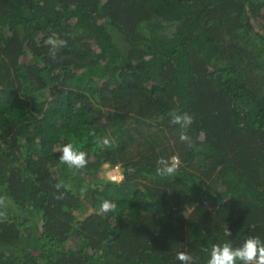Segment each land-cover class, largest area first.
Returning <instances> with one entry per match:
<instances>
[{
  "label": "trees",
  "instance_id": "1",
  "mask_svg": "<svg viewBox=\"0 0 264 264\" xmlns=\"http://www.w3.org/2000/svg\"><path fill=\"white\" fill-rule=\"evenodd\" d=\"M69 141L86 168L59 162ZM0 196V264H207L264 240V0H0Z\"/></svg>",
  "mask_w": 264,
  "mask_h": 264
},
{
  "label": "clouds",
  "instance_id": "2",
  "mask_svg": "<svg viewBox=\"0 0 264 264\" xmlns=\"http://www.w3.org/2000/svg\"><path fill=\"white\" fill-rule=\"evenodd\" d=\"M50 54L55 55L54 51L50 49ZM170 123L179 129V139L186 143L189 147L195 146L193 137L189 134V129L194 123V116L188 112L173 111L169 114ZM98 145L107 148L110 146L108 137L96 138ZM59 152V162L66 164L69 169H83L86 168L90 162L89 155L86 151L78 148L72 141L64 143L59 147L53 149ZM156 174L160 177H172L177 174L181 167V161L177 156L169 158L161 157L157 161ZM58 190L65 188L62 183L55 186ZM82 194L85 191L81 190ZM64 193H59L57 198H63ZM0 218H7L8 215V201L4 196H0ZM117 205L111 200H104L100 205L101 213H109L116 209ZM224 236L231 237L232 233L228 226L224 229ZM209 254L207 264H264V240L258 236H250L245 242L239 246H234L230 239H225L221 243L213 244L211 249H205ZM176 259L180 264H196V258L188 251L181 250L176 254Z\"/></svg>",
  "mask_w": 264,
  "mask_h": 264
},
{
  "label": "built area",
  "instance_id": "3",
  "mask_svg": "<svg viewBox=\"0 0 264 264\" xmlns=\"http://www.w3.org/2000/svg\"><path fill=\"white\" fill-rule=\"evenodd\" d=\"M106 174L109 179L121 180L123 178V173L121 171L120 165H106Z\"/></svg>",
  "mask_w": 264,
  "mask_h": 264
},
{
  "label": "rangeland",
  "instance_id": "4",
  "mask_svg": "<svg viewBox=\"0 0 264 264\" xmlns=\"http://www.w3.org/2000/svg\"><path fill=\"white\" fill-rule=\"evenodd\" d=\"M106 164H107V163H106ZM106 164L104 165V169H105L104 173H105V174H103L102 177L108 178V177H107V174H106ZM85 206H86V205H85ZM87 207H88V209H91V206H89V204L87 205Z\"/></svg>",
  "mask_w": 264,
  "mask_h": 264
}]
</instances>
